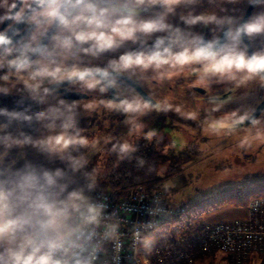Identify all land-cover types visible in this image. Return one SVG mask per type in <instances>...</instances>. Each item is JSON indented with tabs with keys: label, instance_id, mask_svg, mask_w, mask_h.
Wrapping results in <instances>:
<instances>
[{
	"label": "rangeland",
	"instance_id": "rangeland-1",
	"mask_svg": "<svg viewBox=\"0 0 264 264\" xmlns=\"http://www.w3.org/2000/svg\"><path fill=\"white\" fill-rule=\"evenodd\" d=\"M248 5V0H234V2L229 0H145V6L149 8L145 22L156 18L159 22L168 25V36L172 41L171 45L176 46L174 51L177 56L167 54L156 59L150 55L147 56L149 52L159 51V49L151 47L153 43L148 45L146 42L166 34L144 33V47L139 49L140 56H138L144 63L131 64L129 67L123 65V68L140 83L147 91H145L146 95L150 94V98L156 104L143 101L130 89L125 91H128L125 101L99 97L95 94L83 99H66L51 95L55 99L50 100L51 96H48L47 100L40 104L41 111L46 110L50 105H55L58 101L61 104L66 101L72 106V115L75 116L76 123L71 127L62 128L56 125L52 130H48L38 124L42 137V149L58 152L64 159L75 157L87 162L85 166L90 177L84 180L85 184H75L77 173H69L72 180L69 191L76 188L82 191L86 202L91 197V190L100 188L98 185L106 173V154L103 147L106 142L114 138L121 139L128 146L144 139L158 144L165 143L164 153L186 158L181 161L180 169L176 173L165 177L170 178L168 183L165 182L155 188L162 192L170 206H176L179 209L183 205L188 207L232 186H242L253 181L264 184V111L257 118L254 127H234L235 121L230 120L238 118L239 113L241 117L250 115L254 106L264 96L263 81L261 82L253 74L247 50L236 51L235 44L239 41L233 43L229 38V42L223 46L228 54L222 59L207 61L211 67L213 64L223 63L227 69L218 70L206 77V94L213 96L219 93L220 87L231 86L233 92L229 102L206 101L199 95H192L188 79H185L188 75L179 72L183 70L180 68L183 64L181 61H190L194 64V58H191L195 50L193 45L203 28L209 26L215 32L219 31L224 25L231 23L228 17L242 18ZM261 11H264V5H255L251 16ZM147 16L153 18L150 19ZM192 20L197 22H184ZM251 43L255 60L260 64L264 61V51H261L264 50V34H257L251 39ZM136 52V49L129 48L128 56L133 58L137 55ZM83 58L91 59L92 63L84 65L76 61L72 64L68 62V64L81 68H93L97 64L93 57ZM220 67L222 64L217 69ZM248 77L251 78L249 82ZM47 82V80L42 81L43 86ZM79 83H82L84 88H89L87 82ZM157 83L160 86L155 87ZM30 84L31 82L24 74L11 71L0 73V86L7 85L12 88L31 90ZM233 101L236 103L234 104ZM69 140L83 141V143H72L67 148L60 143ZM5 156L14 162L18 158V152L10 149L4 153ZM41 159V165L50 170L67 169V165L59 158L49 159L42 153ZM167 164L163 165L161 173L166 170ZM87 181L90 189H82V185L86 186ZM114 197L120 198L115 195ZM248 204L237 205L227 202L198 215L189 222L185 218H175L177 215H172L171 217L175 219L172 221L173 226L158 230L156 234L164 233L165 237L175 238L188 234L187 231L191 230L193 223L243 220V217L249 215ZM181 213L182 210L177 214ZM152 233H149L148 238L146 237L147 241L150 240ZM150 248L149 243L147 247L144 243L145 250L149 251ZM192 254H194L192 262L189 264H235L217 249L207 253L194 251ZM253 263L261 264L260 260Z\"/></svg>",
	"mask_w": 264,
	"mask_h": 264
},
{
	"label": "clouds",
	"instance_id": "clouds-1",
	"mask_svg": "<svg viewBox=\"0 0 264 264\" xmlns=\"http://www.w3.org/2000/svg\"><path fill=\"white\" fill-rule=\"evenodd\" d=\"M137 2L143 0H0V9L4 10L0 24L10 22L0 31V69L24 74L31 82V91L37 92L41 99H35L31 92L28 95L43 104L48 96L56 95L59 88L56 85L65 82L69 85L74 81L87 82L89 88L103 84L109 77L106 68H81L69 65L68 61L76 57L95 58L118 47L113 34L132 39L137 33H165L151 46L159 49L152 57L155 59L171 47L168 25L157 19L134 22L131 9ZM248 3L264 5V0ZM228 19L231 23L224 26L222 36L205 40L199 35L198 56L222 59L228 54L223 46L230 37L233 43L239 41L235 44L236 51L246 49L251 58L253 53L249 54L245 41L264 34V11L247 20L234 16ZM121 60L125 67L144 63L139 57L132 59L127 55ZM44 80L55 83L44 87ZM0 116L7 118V123L0 126L35 119L52 130L56 125L69 128L76 123L72 106L66 101L63 104L58 101L34 116L0 108ZM25 136L29 145L49 159L66 162L67 169L53 171L28 161L16 167V161H6V156L0 158V264H97L108 233L101 238L95 226L106 205L85 202L77 188L69 191L72 183L69 173L79 172L87 162L81 163L75 157L64 159L58 152L40 148L32 136ZM60 143L67 148L83 141ZM114 231L115 228L110 229ZM144 243L147 247L149 241Z\"/></svg>",
	"mask_w": 264,
	"mask_h": 264
},
{
	"label": "built area",
	"instance_id": "built-area-1",
	"mask_svg": "<svg viewBox=\"0 0 264 264\" xmlns=\"http://www.w3.org/2000/svg\"><path fill=\"white\" fill-rule=\"evenodd\" d=\"M88 201L106 205L95 226L101 238L108 233L97 264H145L139 252L144 236L182 210L170 206L161 191L147 186L132 189L119 199L111 191L98 188ZM248 205L247 220L207 225L196 251L218 249L235 264H244L257 255L264 264V196L252 198ZM112 228L114 232H110ZM193 255L186 256L189 262Z\"/></svg>",
	"mask_w": 264,
	"mask_h": 264
},
{
	"label": "trees",
	"instance_id": "trees-1",
	"mask_svg": "<svg viewBox=\"0 0 264 264\" xmlns=\"http://www.w3.org/2000/svg\"><path fill=\"white\" fill-rule=\"evenodd\" d=\"M165 53H162L163 55ZM154 54H150L153 56ZM21 131L16 122L0 126V155L20 144ZM165 143L148 142L147 139L136 141L132 146L126 145L121 139L114 138L105 143L106 173L100 180V188L111 191L116 197L124 196L128 191L147 186L156 190L155 186L165 177L176 173L184 156L164 153ZM6 161H12L9 157ZM166 170L161 173L164 164ZM89 186V182L86 183ZM264 196V184L259 182L232 186L213 193L188 207L182 206V213L175 218L191 219L213 210L224 203L237 205L248 204L253 197ZM170 218V217H169ZM161 225V224H160Z\"/></svg>",
	"mask_w": 264,
	"mask_h": 264
},
{
	"label": "flooded vegetation",
	"instance_id": "flooded-vegetation-1",
	"mask_svg": "<svg viewBox=\"0 0 264 264\" xmlns=\"http://www.w3.org/2000/svg\"><path fill=\"white\" fill-rule=\"evenodd\" d=\"M147 11H149V8H147L145 6V0H143L142 3L141 2L135 3L131 9L134 22L135 21L145 22ZM3 13H4V10L0 9V15H2ZM147 17L150 19L153 18V17H149V16H147ZM153 19H156V18H153ZM5 22L3 24H0V31H3L8 26V24L10 23L9 21L7 23H5ZM226 25H228V24H226ZM226 25H224V26H226ZM224 26L219 31L217 30L216 32H215V30L210 29V27L207 26L205 29L203 28L202 31H200L201 33L199 35L203 36V38L205 40H210L213 37L221 35L222 34L221 31L223 30ZM113 35H114V39L116 40L117 45H119V46L113 47L112 49L107 50L106 52L99 55L98 57H95V59H94V60H96L97 64L93 68H95V67L106 68L107 71L109 72V77L104 81V83L98 84L93 88H84L83 85H81L82 83L74 81L70 85L68 84V85H64V86H57L59 88L57 89L56 95L60 96V98H63L64 93L75 92V93H83V94L87 95L86 98H89L93 94H95L99 97H104V98H108V99H115V100H119V101H125L127 98L126 93H128V91L130 89L132 92H135V94H137L143 101L150 103V104H153V103L156 104V102H154L152 100V98L147 99L145 97V95L147 94L146 93L147 91L144 88H142L140 83L135 78H133L132 76L127 74V70L125 68H123L124 64L121 60V58L123 56H125V55L128 56L129 48H134L137 50V52H136L137 55L135 57H133L132 59H134V58L136 59V57L140 56L139 49L141 50L144 47V43H145L144 42V33H137L132 39H121V37L118 34H113ZM154 41H155V39H153V41H147L146 43L148 45H151L152 43H154ZM195 41L197 43V47H196V43L193 45V47H195L196 52H194L195 51L194 50L192 53V56H191V58H194L193 59L195 61L194 64H192V62H190V61H187V62L181 61L183 64L180 66V68H182L183 70L180 69L181 71H179V72L180 73H186L188 75L185 79H188V85L192 89L191 92H193L192 95H199L200 98H203L206 101L225 100V101L229 102L231 100L230 97H231V94L233 92V90L230 88L231 86L225 87V88L220 87L219 93L215 94L213 96L206 94L207 93V87L205 86L207 83L205 80L206 77L208 75H211L214 72H217L218 70L224 71L227 68L225 67V65L223 63H221L222 67H220V69H217V67L221 64H213L212 67L209 66V63L207 61L213 62V60H209V59H206L204 57H200L197 55V51L199 50V48H198L199 37ZM175 48H176L175 45H171L170 49L165 54L156 56V58L166 56L167 54H169L170 56L175 54V51H174ZM156 52L157 51L149 52L147 54V56H149L150 54H154L153 56H155ZM175 56H177V54H175ZM90 58H92V57H90ZM248 59L250 61V67L253 70V74L256 75L260 79L261 82L263 81V85H264V78L261 76V74H259L256 71V68L252 62V59L249 58V56H248ZM76 61H78L79 63L84 64V65H88V64L92 63L91 59H89V58H82L81 59L80 57H76L74 60H69L68 62H69V64H72ZM257 64L260 65L258 62H257ZM6 72H7L6 68L0 69V73H6ZM124 76H127V77L133 79L135 81V83H137L140 86V89L136 88L134 86V83L131 84L126 78H124ZM247 79L249 82L251 78L248 77ZM245 81H246V79H245ZM155 82H156V80H155ZM254 82H255V79H254ZM53 83H55V82H49L48 81L47 83H45L44 87H52ZM158 86H160L159 83H157L155 87H158ZM126 90H128V91L125 92ZM149 95H146V96L150 97ZM237 99H233V100L237 101ZM263 99H264V96H262L261 100L258 101V103L254 106V109L252 110V113L250 115L244 116V117H247L246 119L241 120L240 119L241 118L240 113L238 114L239 115L238 118H234V119L231 118L230 120L235 121V123H236V124H234V127H241V126L254 127V123L256 122L257 118L264 111V109H263L260 113L256 114L257 108L259 107V105ZM235 103L236 102H234V104ZM220 117H222V114H220Z\"/></svg>",
	"mask_w": 264,
	"mask_h": 264
},
{
	"label": "crops",
	"instance_id": "crops-1",
	"mask_svg": "<svg viewBox=\"0 0 264 264\" xmlns=\"http://www.w3.org/2000/svg\"><path fill=\"white\" fill-rule=\"evenodd\" d=\"M31 92V95L39 100L40 95L38 93L26 90V89H18L12 88L10 86H0V108L6 109L8 111H16V112H25L27 115L34 116L36 113L41 111L40 103L31 99L28 95ZM7 93V94H4ZM55 99V97L51 96L50 100ZM14 114V113H13ZM16 122L21 131V141L20 144L16 147L15 151L18 152V158L15 160L16 167H21L28 161L33 164L41 165L42 161V153L36 149L35 147L29 145V140L25 135L32 136V141L35 142L40 148H42V137L39 131V122L33 119L31 122L28 121H13ZM7 118L0 116V124H6ZM5 126V125H4ZM1 158L4 157V154L0 155ZM72 159V158H66ZM14 161V162H15ZM81 163H84L83 160H79ZM64 164L66 162L63 161ZM67 165V164H66ZM77 181H74L75 184H85L87 178L90 177L88 173V169L86 166L81 169L79 172H76ZM170 178L162 179L155 187L157 188L160 184H165L169 182ZM89 181V180H88ZM82 189H90L89 186L82 185ZM94 190H91V195ZM88 201V200H87ZM86 201V202H87ZM247 217H243V220H247ZM175 220L174 217L166 218L162 221L161 225L151 231L153 232L149 239V244L151 248L149 251L144 249V242L149 237L148 235L144 236L141 245L139 247L140 255H142V259L144 260L145 264H189L186 256L191 255L197 248H199L204 228L207 225H213L216 223H209V222H201V223H193L191 224V230L187 231L188 234L179 235L175 238H168L165 237L164 233L156 234L158 230H165L169 226H173L172 221ZM220 223V222H219ZM176 224H179L176 222ZM174 224V225H176ZM190 224V223H189ZM147 237V238H146ZM215 250V249H214ZM218 250V249H217ZM213 251V250H212ZM219 252V251H218ZM226 255V254H225ZM227 256V255H226ZM228 257V256H227ZM229 258V257H228ZM259 262V257L254 255L251 257L246 264H255V261Z\"/></svg>",
	"mask_w": 264,
	"mask_h": 264
},
{
	"label": "water",
	"instance_id": "water-1",
	"mask_svg": "<svg viewBox=\"0 0 264 264\" xmlns=\"http://www.w3.org/2000/svg\"><path fill=\"white\" fill-rule=\"evenodd\" d=\"M255 5H252V4H249L245 13H244V16L242 18V20H247L251 14H252V11L254 9ZM8 21H6L5 23H7ZM222 36V34H221ZM246 44L248 45V51H249V54H252L251 56V59H252V62L256 68V71L261 74V76L264 78V71H261V68L259 67V65L257 64L256 60H255V56H254V49L252 47V43H251V40H246L245 41ZM45 43H47V41H45ZM124 78H126L131 84L134 83V86L136 88H139L140 89V86L135 83V81L127 76H124ZM64 85H68L67 82H65L64 84L62 85H56V86H64ZM87 95L83 94V93H75V92H66L63 94V98H66V99H83V98H86ZM145 97L148 99H151L150 97L146 96ZM264 109V99L262 100V102L260 103L259 107L257 108V112L256 114L260 113L262 110Z\"/></svg>",
	"mask_w": 264,
	"mask_h": 264
},
{
	"label": "snow or ice",
	"instance_id": "snow-or-ice-1",
	"mask_svg": "<svg viewBox=\"0 0 264 264\" xmlns=\"http://www.w3.org/2000/svg\"><path fill=\"white\" fill-rule=\"evenodd\" d=\"M259 67H260L262 70H264V61H261V62H260Z\"/></svg>",
	"mask_w": 264,
	"mask_h": 264
},
{
	"label": "bare ground",
	"instance_id": "bare-ground-1",
	"mask_svg": "<svg viewBox=\"0 0 264 264\" xmlns=\"http://www.w3.org/2000/svg\"><path fill=\"white\" fill-rule=\"evenodd\" d=\"M121 198V197H120ZM116 199H119V198H116Z\"/></svg>",
	"mask_w": 264,
	"mask_h": 264
}]
</instances>
